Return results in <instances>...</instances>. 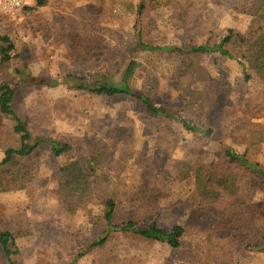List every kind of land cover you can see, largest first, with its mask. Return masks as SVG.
<instances>
[{
    "label": "rangeland",
    "instance_id": "374dc122",
    "mask_svg": "<svg viewBox=\"0 0 264 264\" xmlns=\"http://www.w3.org/2000/svg\"><path fill=\"white\" fill-rule=\"evenodd\" d=\"M243 1L48 0L38 9L26 7L14 15L0 12V35L13 45L10 59L0 65V82L14 88L13 108L31 133L63 139L80 151L86 146L109 151L116 161L112 173L118 190L135 187L138 180H155L172 193L156 209L158 223L165 228L192 223L176 249L128 232H113L104 244L87 250L103 233L100 203H84L72 215L65 211L58 187L60 167L69 156L54 155L49 142L42 141L22 159L30 169L28 179L0 180V228L20 233L19 253L13 256L16 264H264V251L224 245L211 254V246L205 247L206 231L226 218L229 206L239 200L236 196L198 208L191 192L194 173L172 180L176 158L203 160L211 167L225 148L248 147L251 140L243 135L248 123H264L263 77L253 70L246 79L237 60L219 54L202 57L214 85L212 105L202 118L192 116L205 128L211 127V134L146 115L139 98L145 94L158 105L181 109L189 98L185 87L191 83L188 72L180 69V58L169 51L144 50L139 41L157 46L215 42L229 28L253 39L264 25L235 10ZM77 34L89 40L90 50L83 59L74 52ZM4 45L0 40V55ZM131 59L139 62L132 79L133 96L95 94L65 83L68 75L90 83L118 82ZM13 124L0 110V162L6 148L19 144ZM168 143L176 144L173 153ZM249 156L264 170V143L253 144ZM248 181L249 192L242 201L255 216L264 209V182L253 174ZM123 208L130 215L138 213L137 206ZM0 264H9L1 244Z\"/></svg>",
    "mask_w": 264,
    "mask_h": 264
},
{
    "label": "trees",
    "instance_id": "16d2710c",
    "mask_svg": "<svg viewBox=\"0 0 264 264\" xmlns=\"http://www.w3.org/2000/svg\"><path fill=\"white\" fill-rule=\"evenodd\" d=\"M47 4L48 0H35L34 5L29 7L38 9ZM234 8L237 12L256 17L264 25V0H244ZM0 40L5 43L1 49V65L10 59L9 50L13 45L6 36L0 35ZM87 40L88 36L83 34H77L74 37V52L79 59H83L90 50L89 40L88 42ZM137 44L144 50L160 49L175 54L181 60L180 69H183L182 72H188L191 81L185 87L189 98L181 109L171 105H158L152 97L140 94L144 113L161 117L167 122H175L185 129L202 134H211L213 129L205 128V124L196 122L193 116L202 118L206 114L212 105L210 94L214 88L212 80L207 75V69L201 64L203 56L219 54L237 60L241 64L246 79L251 77L253 70L264 79V30L253 39H249L244 33L234 28H229L221 40L215 42L157 46L139 41ZM138 66L139 62L131 59L118 82L101 80L90 83L83 77L68 75L65 77V83L69 88L95 94L133 96L136 90L132 86V79ZM197 82L209 86L206 89L192 87V84ZM13 98L14 88L9 83L0 82V110L13 119L12 130L18 136L19 142L18 146L5 149L4 157L0 162V180L28 179L30 169L22 159L32 154L42 141H48L54 155L69 156V159L60 167L61 180L58 187V194L65 211L72 215L79 206L92 200L98 201L102 208L100 218L104 223L103 233L89 244L87 250L104 244L113 232H128L144 239L166 243L173 249L182 245V240L188 235L192 223L176 224L165 228L157 220L159 213L156 209L172 196L170 190L160 188L155 180L148 178L138 180L135 187L118 190V187L114 185L112 173L116 161L109 151H103L94 146L91 147L96 149H88L86 146L80 151L63 139H46L43 136L33 135L26 123L15 112L12 105ZM184 111L190 115L183 114ZM243 135L251 140L248 147L244 151L234 147L225 148L211 167L203 160L176 158L173 161L176 172L172 180L181 175L194 173L191 192L198 208L209 207L224 196H236L239 199L238 202L229 206L226 218L213 222L206 231L205 247L211 246L209 253L224 245L231 246L233 249L264 251V209L259 208L255 216H250L242 201L249 192L248 178L251 174L260 177L264 182V170L249 156V150L253 144L264 143V123L249 122ZM166 147L173 153L176 144L168 143ZM124 204L130 207L137 206L138 213L135 215L126 213ZM19 235L18 231L0 228V244L9 264H16L13 256L19 253Z\"/></svg>",
    "mask_w": 264,
    "mask_h": 264
},
{
    "label": "built area",
    "instance_id": "2783aa9c",
    "mask_svg": "<svg viewBox=\"0 0 264 264\" xmlns=\"http://www.w3.org/2000/svg\"><path fill=\"white\" fill-rule=\"evenodd\" d=\"M34 3L35 0H0V12L14 15L21 9L34 5Z\"/></svg>",
    "mask_w": 264,
    "mask_h": 264
},
{
    "label": "crops",
    "instance_id": "0c3cea01",
    "mask_svg": "<svg viewBox=\"0 0 264 264\" xmlns=\"http://www.w3.org/2000/svg\"><path fill=\"white\" fill-rule=\"evenodd\" d=\"M4 63H5V62H4ZM4 63H3V64H4ZM1 65H2V64H1Z\"/></svg>",
    "mask_w": 264,
    "mask_h": 264
}]
</instances>
